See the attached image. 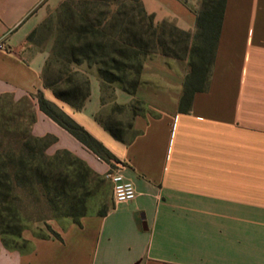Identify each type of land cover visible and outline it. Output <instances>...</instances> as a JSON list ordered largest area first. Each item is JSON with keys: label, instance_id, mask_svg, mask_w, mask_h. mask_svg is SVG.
<instances>
[{"label": "crops", "instance_id": "crops-1", "mask_svg": "<svg viewBox=\"0 0 264 264\" xmlns=\"http://www.w3.org/2000/svg\"><path fill=\"white\" fill-rule=\"evenodd\" d=\"M59 2L0 0V94L41 90L115 157L136 196L79 224L49 222L60 240L24 231L23 253L0 242V264H264V0H226L209 88L189 113L178 111L186 60L146 58L133 97L114 86L116 104L137 100L152 113L133 119L139 134L128 145L95 119L110 105H101L93 71L90 96L75 110L43 88L45 56L23 52L43 8ZM142 3L156 23L194 32L195 15L178 0ZM32 103V134L56 138L48 155L67 150L98 174L111 168Z\"/></svg>", "mask_w": 264, "mask_h": 264}, {"label": "trees", "instance_id": "trees-1", "mask_svg": "<svg viewBox=\"0 0 264 264\" xmlns=\"http://www.w3.org/2000/svg\"><path fill=\"white\" fill-rule=\"evenodd\" d=\"M178 1L191 11L184 0ZM225 6L226 0H202L199 11H191L195 30L190 33L171 20L156 23L154 16L145 12L142 0H64L57 10L54 45L42 71L43 88L81 110L90 96L89 75L95 71L100 103L110 105L106 116L95 119L115 140L128 145L139 134L132 129L133 119L152 113L137 100L128 106L116 104L114 86L133 97L146 58L161 55L186 60L189 72L178 111L189 113L194 95L209 88ZM33 99L39 111L97 158L110 167L116 163L100 142L47 100L41 90L18 100L12 94H0V242L6 250L19 253L28 246L22 236L27 230L39 239L60 240L48 222L66 219L79 224L98 194L96 185L105 183L69 151L47 154L56 138L32 134ZM122 114L129 116L126 125L118 121ZM99 199L103 209L96 215L105 216L113 204L107 206L104 193Z\"/></svg>", "mask_w": 264, "mask_h": 264}, {"label": "rangeland", "instance_id": "rangeland-1", "mask_svg": "<svg viewBox=\"0 0 264 264\" xmlns=\"http://www.w3.org/2000/svg\"><path fill=\"white\" fill-rule=\"evenodd\" d=\"M63 1L64 0H60V2L55 7L46 6L43 8L41 20L39 21L37 26L33 29V31L29 34L30 38H28L29 36L27 37V41H26L25 45L23 46L24 47L23 52L25 54H27L28 56L44 55L45 56L44 65H45L46 61L49 59L52 47L54 45L55 36H56V27H57V10ZM184 1L186 3V6H188V8H190V10L194 11V12L199 11V9L201 7V3H202V0H184ZM44 65H43V68H44ZM188 72H189V66H188ZM92 73L91 74L93 76L97 75L96 72H94V71ZM21 98H23V96H21L18 99H21ZM14 99H15V97H14ZM18 99H15V100H18ZM118 121H121L123 123V125H126L129 121V116L126 114L119 115ZM129 136L130 135H128L127 138H129ZM111 168H114L113 164H112ZM99 175L103 178L105 183L100 184L98 186L96 185L95 188H98L97 189L98 194L88 204V210H87L88 215L97 214L100 210L103 209V205H101V202L99 199L100 193H104L106 195L107 206H110L113 203L112 202L111 187H110L109 182L105 178V173L99 174ZM51 221H54V220H51ZM51 221H49V222H51ZM49 222H48V224H49ZM55 222L59 223L60 228H63V225L70 223V221L66 220V219H60V221H55ZM38 227H42V225H39ZM27 231L32 234V232L30 230H27ZM22 236H23V234H22Z\"/></svg>", "mask_w": 264, "mask_h": 264}, {"label": "built area", "instance_id": "built-area-1", "mask_svg": "<svg viewBox=\"0 0 264 264\" xmlns=\"http://www.w3.org/2000/svg\"><path fill=\"white\" fill-rule=\"evenodd\" d=\"M4 46L0 42V49ZM114 168L105 173V178L110 184L112 201L115 205L131 202L135 199L136 193L132 182L123 175V167L118 163H113Z\"/></svg>", "mask_w": 264, "mask_h": 264}]
</instances>
